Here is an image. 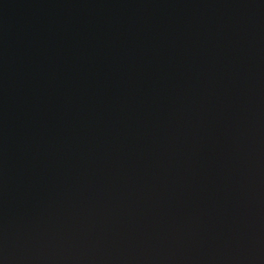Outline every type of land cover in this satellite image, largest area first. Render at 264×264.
I'll return each instance as SVG.
<instances>
[{
	"label": "water",
	"instance_id": "95a60500",
	"mask_svg": "<svg viewBox=\"0 0 264 264\" xmlns=\"http://www.w3.org/2000/svg\"><path fill=\"white\" fill-rule=\"evenodd\" d=\"M0 264H264V0H0Z\"/></svg>",
	"mask_w": 264,
	"mask_h": 264
}]
</instances>
